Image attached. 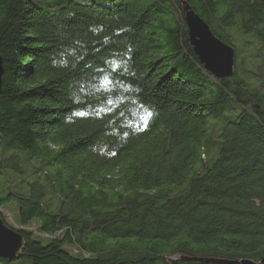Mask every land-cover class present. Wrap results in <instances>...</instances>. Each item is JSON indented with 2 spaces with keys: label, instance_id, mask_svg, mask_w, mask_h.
<instances>
[{
  "label": "trees",
  "instance_id": "16d2710c",
  "mask_svg": "<svg viewBox=\"0 0 264 264\" xmlns=\"http://www.w3.org/2000/svg\"><path fill=\"white\" fill-rule=\"evenodd\" d=\"M185 5L233 48L231 77L199 64ZM0 59L19 259L260 264L264 0H0Z\"/></svg>",
  "mask_w": 264,
  "mask_h": 264
},
{
  "label": "water",
  "instance_id": "95a60500",
  "mask_svg": "<svg viewBox=\"0 0 264 264\" xmlns=\"http://www.w3.org/2000/svg\"><path fill=\"white\" fill-rule=\"evenodd\" d=\"M184 21L187 27L188 41L194 56L204 70L216 79L231 77L234 67V50L219 40L209 26L187 5L184 7ZM0 59V87L2 78ZM24 241L22 236L8 228L0 216V264L1 260L11 262L21 255ZM223 264H257L251 260L226 261ZM264 264V257L260 261Z\"/></svg>",
  "mask_w": 264,
  "mask_h": 264
},
{
  "label": "rangeland",
  "instance_id": "374dc122",
  "mask_svg": "<svg viewBox=\"0 0 264 264\" xmlns=\"http://www.w3.org/2000/svg\"><path fill=\"white\" fill-rule=\"evenodd\" d=\"M76 1L77 2H83V3H90L91 1H96V3H102V4L107 2V0H76ZM233 45L235 47V51L237 54L235 61L238 62L240 59L239 51L243 49V45L240 44L239 42H235ZM0 186H4L1 179H0ZM16 204H17L16 200H11L8 203H5L4 206H2L5 208L7 207V209L4 210V213H5V216L9 222L10 221L13 222V220L15 219V212L14 211L11 212V208H12V205H13V207H15ZM8 264H30V263H29V260H27V259L17 258L15 260L9 262Z\"/></svg>",
  "mask_w": 264,
  "mask_h": 264
},
{
  "label": "snow or ice",
  "instance_id": "6c2138e0",
  "mask_svg": "<svg viewBox=\"0 0 264 264\" xmlns=\"http://www.w3.org/2000/svg\"><path fill=\"white\" fill-rule=\"evenodd\" d=\"M106 79V78H105ZM108 103L110 104V103H112V101L111 100H109L108 101ZM78 115H82L83 113H77ZM151 113H149V115H150Z\"/></svg>",
  "mask_w": 264,
  "mask_h": 264
}]
</instances>
